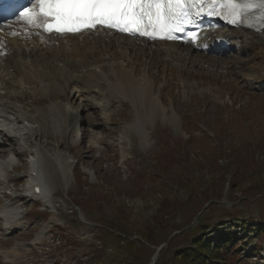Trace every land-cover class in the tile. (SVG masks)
Returning <instances> with one entry per match:
<instances>
[{"label":"rangeland","instance_id":"374dc122","mask_svg":"<svg viewBox=\"0 0 264 264\" xmlns=\"http://www.w3.org/2000/svg\"><path fill=\"white\" fill-rule=\"evenodd\" d=\"M214 31L231 35L229 49L205 53L107 31L91 36L97 44L90 50H39V40L31 51L14 48L50 75L55 60L126 61L151 92L132 101L111 91L115 98L104 104L105 79L91 90L77 84L59 93L52 80L26 82L6 62L0 218L8 209L18 222L9 228L0 219V264H183L179 252L200 235L222 258L211 264H264V231L252 233L253 223H264V38ZM47 102L64 105L71 126L53 130L35 120L32 104ZM34 153L52 190L50 205L24 194ZM54 153L69 161L66 178ZM120 228L141 241L137 250L110 235ZM219 231L234 236L227 247ZM12 250L17 254L6 259Z\"/></svg>","mask_w":264,"mask_h":264},{"label":"bare ground","instance_id":"6f19581e","mask_svg":"<svg viewBox=\"0 0 264 264\" xmlns=\"http://www.w3.org/2000/svg\"><path fill=\"white\" fill-rule=\"evenodd\" d=\"M102 31H106V30H102ZM107 32H108L107 34L110 35L111 37L116 36L111 31L110 32L107 31ZM13 33L16 34L13 35ZM93 35L104 38L103 35L101 36L99 34L98 29H95L93 31H84L78 34L58 35V34H54V32L53 33L46 32L42 28H35V29L30 28L26 26L23 22L18 21L17 18H14L13 20L8 22L5 21L0 24V52L1 54L3 53L2 55L6 54L7 56L6 57L4 56L5 59L2 58L3 60L0 58V70L2 72L5 71L7 66L6 62L7 61L12 62L14 63V67H15L14 70L16 72H19L21 76H23L22 78L26 82L33 81L35 80V78L43 82V80L48 78L52 80L51 88L52 87L56 88L57 92L59 93L63 92V88L67 87V85L71 87H76L77 84H81V86L86 90H91L93 87L97 86L98 83H100L99 82L100 80L105 79L104 81L107 80L108 82L106 85L108 86V89L106 92L101 93V100H103L104 104L109 103L111 99L115 98L113 96V93H111V91L112 92L118 91L119 93H123L124 95L128 94L127 96L130 97L136 95L149 96L150 95L149 92H151L150 85L146 83V81L135 80L133 73L129 69H127L128 62L126 61L124 63L123 61L115 62L114 61L115 59L114 60L106 59L89 65H85L84 63L77 65V64H70L67 61L55 60L53 66L55 73L50 75L46 71L34 67L35 61H33L31 57L28 56L30 54L26 55V52L20 53L17 51L19 53L18 54L14 50V48L19 49L21 47H25V49H29V50L30 49L34 50L36 49L34 43L37 42L38 40L39 43L38 44L36 43V45H39L38 48L39 50L46 49L45 47L47 46H49V48L55 47L58 49H63V48L77 49V51H80L82 48H86L90 50L94 47V45L97 44L94 37H91ZM230 36H231L230 34L217 33L212 28L203 29L195 41L188 42L187 48L192 51L195 50L205 53L206 52L221 53L224 50H226V48L229 49L230 44H228L227 41ZM255 36L259 38H264V30L259 33H256ZM120 37L129 38L127 36L119 35L118 38ZM109 42H111V39H108V43ZM158 42H162L163 44L164 43L170 44L171 46L176 45L175 43H166V41L165 42L158 41ZM108 43L105 44V47L106 45L109 46ZM247 43H248V37H245L244 44L246 45ZM42 44H44L45 47L40 46ZM1 54L0 57L2 56ZM52 54L59 55L60 53L59 52L57 53L56 51V53H52ZM89 66H91V68H88ZM8 72L9 71H7L6 74H8ZM250 79L251 78L248 77L246 80L249 81L250 83L251 82ZM1 89H4V85L2 84V82H0V90ZM0 97H1V92H0ZM134 99L135 98L132 97V101ZM151 105H150L151 106L150 109L153 110L155 105L154 101L152 102ZM32 107H33L32 110L35 111L34 114H36L34 116V119L39 120L44 126L52 127L53 130L67 127L69 125L71 126V124L73 123V118L71 117V114H69L66 108L64 107V105L60 104L59 102H53V103L47 102L46 104H43V106H33L32 104ZM24 115L25 114L19 112V116H21L20 118L23 119L27 118V116L25 115L24 117ZM31 158H32L30 162L31 169L29 172V177H28L29 179L25 187L26 191L24 192V194L26 197L32 196V198L33 197L36 198L43 204L50 205L52 203V190L50 189L51 188L50 185L48 186L45 180V174L43 173V170L40 166L39 155L36 153L34 157ZM53 160L55 161L58 171H60V174L63 176V178H66L70 172V167H68V163H69L68 159L65 160V157L63 155L61 154L57 155V153H54ZM6 161L8 162V160ZM0 168H2L1 162H0ZM35 188L37 189V192L35 191ZM3 214L4 215H2V218L0 219L1 220L5 219V221H7V224L9 225L8 226L9 228L16 227L18 222V221L16 222L17 220L16 211L4 209ZM14 250H12L11 252L9 251L5 252V256H6L5 258L8 260L12 259L10 258V256L12 257V255L17 254Z\"/></svg>","mask_w":264,"mask_h":264},{"label":"snow or ice","instance_id":"6c2138e0","mask_svg":"<svg viewBox=\"0 0 264 264\" xmlns=\"http://www.w3.org/2000/svg\"><path fill=\"white\" fill-rule=\"evenodd\" d=\"M5 0H0V9ZM264 0H29L17 10V20L46 32L79 33L106 27L150 38L174 39L194 24V15H223L232 24L244 23ZM264 24V11L256 17ZM16 33H13L15 35ZM195 41L198 34L190 32Z\"/></svg>","mask_w":264,"mask_h":264},{"label":"trees","instance_id":"16d2710c","mask_svg":"<svg viewBox=\"0 0 264 264\" xmlns=\"http://www.w3.org/2000/svg\"><path fill=\"white\" fill-rule=\"evenodd\" d=\"M263 224L259 225V224L253 223L252 229H255V230H252V233L255 234L257 231H264ZM114 225H111L110 228H112ZM114 233L110 232V235L116 238L118 240V243L119 241L125 242L127 248L130 247L128 250L129 252L137 250L138 248L137 246L141 245L140 240H136V239L131 240L128 237V234L124 232L123 228H120L118 232L114 231ZM223 233L224 232L219 231V234H217L216 238L218 239L219 242H223V245L226 246V243H230L231 241H233L234 236H231L228 233H224V234ZM166 241L167 240H164L162 243ZM191 243L192 244L190 246H188L187 248L179 252L178 258L183 262V264H211L213 262L215 263L217 259L222 260L221 256L218 255L217 250L210 248V242L207 240H204V238H202L201 235L198 236V238L191 240ZM206 260H209V262H207Z\"/></svg>","mask_w":264,"mask_h":264},{"label":"water","instance_id":"95a60500","mask_svg":"<svg viewBox=\"0 0 264 264\" xmlns=\"http://www.w3.org/2000/svg\"><path fill=\"white\" fill-rule=\"evenodd\" d=\"M156 258V255H155V257H154V259Z\"/></svg>","mask_w":264,"mask_h":264}]
</instances>
